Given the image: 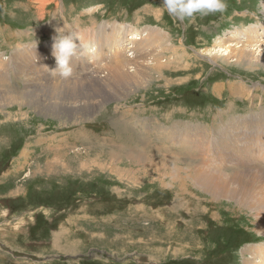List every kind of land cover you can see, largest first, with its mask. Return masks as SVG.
I'll return each instance as SVG.
<instances>
[{
    "label": "rangeland",
    "instance_id": "1",
    "mask_svg": "<svg viewBox=\"0 0 264 264\" xmlns=\"http://www.w3.org/2000/svg\"><path fill=\"white\" fill-rule=\"evenodd\" d=\"M263 3L178 22L162 0H0V264L263 262L264 47L246 34ZM57 29L98 48L69 80ZM147 29L140 82H74L125 65L120 39ZM82 94L100 109L81 120Z\"/></svg>",
    "mask_w": 264,
    "mask_h": 264
},
{
    "label": "bare ground",
    "instance_id": "2",
    "mask_svg": "<svg viewBox=\"0 0 264 264\" xmlns=\"http://www.w3.org/2000/svg\"><path fill=\"white\" fill-rule=\"evenodd\" d=\"M261 7H263V11H264V3H263V5L261 6ZM264 14V13H263ZM258 28H259V26H252V27H250L249 29H248V31H246V34H249V33H257V35H258V40H255L254 41V43H256L257 44V46L258 47H264V33L263 34H260V33H258L259 31H258ZM145 34H143V35H141L139 38L138 37H136V36H134V37H122V39H120L121 41L119 42V46H117L116 47V51L117 50H120V51H122V52H124L125 54H126V57H127V59H126V63H125V65H119V64H117L116 66H113V65H111V66H109L106 70H103V69H101V70H99V71H97V72H95V74H93V76L92 77H87V78H79V80L77 79L76 81H74L75 83H77V84H82V83H87L88 85L86 86V88H85V90H88V89H90V88H95L96 87V85L97 84H99V83H101L103 80H105L106 79V77L104 78V79H100L99 77H98V75L97 74H100V73H106V72H109L111 69H114V68H116V67H121L122 69H124V72H118L117 70H111V77L116 81V79H115V76H116V78H117V80H118V82H117V85L118 86H124V85H126V86H128V84L129 83H137V82H140V80H142V77L145 75V69H147V66H144V64H139V63H137V60L140 58V55H144V56H151L150 57V59H149V61H153L154 60V62H155V53L153 52V51H145V50H143L144 48H141L143 45H149V44H151L152 42L151 41H149L148 40V38H149V36H151V34H152V32H153V29H147V31L145 30ZM159 32V31H158ZM235 32H233V31H229V33L228 34H230V35H233ZM237 33V32H236ZM242 34V37L243 38H245L247 35L246 34H243V33H240V35ZM257 35L255 36V38H257ZM155 38V37H154ZM159 39H161V38H159ZM219 40V39H218ZM153 41V40H152ZM161 42V41H160ZM159 42V43H160ZM155 43H156V41H155ZM234 43V42H233ZM236 43V42H235ZM153 44H154V42H153ZM231 46H229L228 47V49H227V52L229 53L230 52V48H232V47H235V46H238V45H240V44H242V43H236V44H232V42L231 43H229ZM158 45V44H157ZM242 46V45H241ZM159 47H161L160 45H159ZM148 48V47H147ZM158 48V47H157ZM95 49V51H94V54L93 55H95L96 53H97V50H98V48H94ZM139 49H141V52H139ZM254 49V48H253ZM257 51V50H256ZM143 52V53H142ZM156 52V51H155ZM244 52V51H243ZM225 53V52H224ZM245 53V52H244ZM134 54H135V56H134ZM159 54V53H158ZM157 54V55H158ZM226 54V53H225ZM249 54H250V52H249ZM173 55V54H172ZM176 54H174V56H175ZM248 55V54H247ZM132 56H134V57H132ZM245 55L244 54H242L241 56H239V58L237 57V60H238V63H240V62H245V59L243 58ZM129 57V58H128ZM131 58V59H130ZM157 59V58H156ZM161 59V58H160ZM158 60V59H157ZM241 60V61H240ZM142 61V60H141ZM163 61V60H162ZM176 61H177V59H176ZM240 61V62H239ZM252 61V60H251ZM153 62V63H154ZM132 63V64H131ZM214 63V62H213ZM138 64V65H137ZM163 66V65H162ZM125 67V68H124ZM105 69V68H104ZM97 69L95 68L94 70H92V72L93 71H96ZM159 71H161V70H159ZM123 77H125V80L123 79ZM52 78V77H51ZM46 80V79H45ZM51 80V79H50ZM57 81V80H56ZM58 81H60V80H58ZM134 81V82H133ZM49 82V81H48ZM146 82V81H145ZM53 83H58V82H53ZM4 85V84H6V81H5V78L4 77H0V86L1 85ZM51 84H52V82H51ZM137 85V84H136ZM41 86V85H40ZM46 88H50V86H45ZM140 87V86H139ZM5 94V93H4ZM10 95V94H9ZM27 95H29V94H27ZM22 96V95H21ZM30 96V95H29ZM27 97V96H26ZM14 98V95L13 96H8V95H3V96H1L0 95V106L4 103V105L6 104V105H11V103L12 102H15L14 100H12ZM17 99L19 98V97H16ZM80 99H81V104L80 105H78V107H77V111L79 112V113H81V114H83L85 117H87V118H84V116H82L80 119L82 120V119H88L89 118V116H88V114H90V116H95L97 113H98V110L100 109L99 107H100V104H97L96 102H94L93 101V104L94 105H90L88 102H85V100L83 99V94L81 95V97H80ZM85 99H87V97L85 98ZM106 99H108V101L110 102L111 101V98H106ZM84 100V101H83ZM11 101V102H10ZM107 101V100H106ZM105 101V102H106ZM33 104V103H32ZM34 105V104H33ZM67 104H65L64 103V106H66ZM82 105H83V107H82ZM35 106H37V104H35ZM63 106V105H62ZM61 106V107H62ZM64 108V107H63ZM76 111V112H77ZM75 114V113H74ZM76 115H77V113H76ZM79 119V120H80ZM81 123V122H80ZM150 123V122H149ZM170 130V129H169ZM170 131H168V133H169ZM253 152V150H252V148H250L249 150H248V153H252ZM134 154V153H133ZM144 161V160H143ZM263 254V253H262ZM260 262H262V261H256L255 260V263L254 264H261ZM264 262V261H263ZM263 262H262V264H263Z\"/></svg>",
    "mask_w": 264,
    "mask_h": 264
},
{
    "label": "clouds",
    "instance_id": "3",
    "mask_svg": "<svg viewBox=\"0 0 264 264\" xmlns=\"http://www.w3.org/2000/svg\"><path fill=\"white\" fill-rule=\"evenodd\" d=\"M161 9L177 20H193L197 16L203 17L217 12L223 13L226 8V0H162ZM57 35L53 37L52 55L56 60V68L51 72L62 80H69L73 76L72 62L81 55L94 54V47L84 45L78 35L63 29H57ZM79 40V44L76 41Z\"/></svg>",
    "mask_w": 264,
    "mask_h": 264
}]
</instances>
